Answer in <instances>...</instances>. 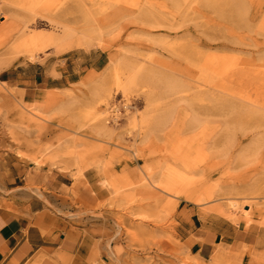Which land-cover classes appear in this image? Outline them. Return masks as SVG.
I'll return each instance as SVG.
<instances>
[{"label": "rangeland", "instance_id": "rangeland-1", "mask_svg": "<svg viewBox=\"0 0 264 264\" xmlns=\"http://www.w3.org/2000/svg\"><path fill=\"white\" fill-rule=\"evenodd\" d=\"M10 4L0 27V196L28 191L69 217L96 264H264V0ZM64 28L77 33L71 48L25 46ZM131 75L126 94L116 83ZM41 128L34 150L11 140ZM177 174L191 196L212 197L175 195L166 187ZM90 192L92 206L82 202ZM194 213L242 236L206 262L186 239L190 222L200 226Z\"/></svg>", "mask_w": 264, "mask_h": 264}, {"label": "crops", "instance_id": "crops-1", "mask_svg": "<svg viewBox=\"0 0 264 264\" xmlns=\"http://www.w3.org/2000/svg\"><path fill=\"white\" fill-rule=\"evenodd\" d=\"M14 1L0 0V27L5 23L4 16L16 11L10 4ZM8 196H0V264L97 263L96 247L75 232L69 217L59 216L28 191ZM92 199L90 192L82 202L92 206ZM194 218L200 226L194 220L190 222L186 239L193 254L198 253L206 262L216 246L223 241L232 244L242 236L236 226L220 216L203 214L201 219L194 213Z\"/></svg>", "mask_w": 264, "mask_h": 264}, {"label": "bare ground", "instance_id": "bare-ground-1", "mask_svg": "<svg viewBox=\"0 0 264 264\" xmlns=\"http://www.w3.org/2000/svg\"><path fill=\"white\" fill-rule=\"evenodd\" d=\"M77 33L74 29L71 28H64L62 35L60 36H54V35H33L31 38L25 40V46H29L33 49H41L42 46L44 45H54L56 48L59 50H65L68 48H71L73 45V42L76 40ZM137 84V78L135 75H131L125 83H121L120 81H117L116 85L118 88H120L124 93H128L133 86ZM15 97L19 96L21 99H23V93H14L12 94ZM102 96H106L107 98L109 96L108 92L106 90L103 91ZM3 98L7 99V96H2ZM96 112V110H94ZM106 111L97 113L95 117L97 119H100L102 115H104ZM19 118V125L20 128L29 130L31 128V118L27 117L25 114L20 113ZM6 120H8V116L5 117ZM133 123H136L138 120L133 117L131 119ZM146 119L143 117L140 122H145ZM100 131L102 132H107L108 128L106 125L101 124V127L99 128ZM42 131V128L37 132V136L35 138L27 136V138H24L25 140L23 141H18L20 140L18 135L16 133H11V140L16 143V145L19 144V147H23L26 150H34L37 148L39 145H41L44 139H46V132ZM29 137V138H28ZM68 151H77V150H70ZM86 151H89L86 150ZM170 184V185H169ZM169 184L167 183V189L171 192H174L175 195L179 197H185L189 198L192 202L195 203H201L202 201L206 199H210L212 196L210 195H205V196H198L194 197L191 196V188L189 189V183L186 182L184 175L182 174H177L173 177H171V180L169 181ZM233 207H239L240 205L238 203H233ZM244 207H247L248 209H244L246 215L250 213V205L247 204ZM216 213L226 215L223 211H221L219 208L214 210ZM228 218H231V216L226 215ZM224 248H221V252H223Z\"/></svg>", "mask_w": 264, "mask_h": 264}]
</instances>
